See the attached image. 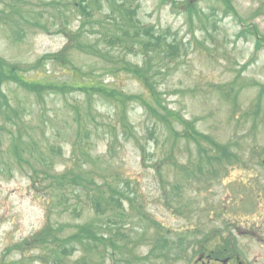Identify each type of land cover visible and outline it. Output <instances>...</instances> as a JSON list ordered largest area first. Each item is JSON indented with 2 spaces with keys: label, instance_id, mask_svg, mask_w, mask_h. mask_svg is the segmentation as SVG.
Segmentation results:
<instances>
[{
  "label": "rangeland",
  "instance_id": "rangeland-1",
  "mask_svg": "<svg viewBox=\"0 0 264 264\" xmlns=\"http://www.w3.org/2000/svg\"><path fill=\"white\" fill-rule=\"evenodd\" d=\"M51 1L0 0L1 57L24 67L65 46L67 37L61 32H77L81 20L71 5L80 0H67V10L52 6ZM99 1V16L103 18L108 8L104 0ZM184 1L129 0L130 7H139L140 22L157 35L141 38L152 54L143 55L133 48V54H125V59L143 68L154 94L181 120H194L201 133L218 142L231 146L237 143L235 152L247 165L226 169L222 180L214 179L210 168L201 176L197 172V177H186L178 166L189 165L196 170L195 145L178 139L174 149H170L173 137L161 125L153 131V115L139 105H131L126 115V124L133 125L137 136L119 132L110 142V127L118 124L119 118L114 107L95 95L88 100L80 91L63 97L50 92L26 94L16 89L10 103L20 107L21 118L8 122V127L21 136L17 137L18 142L25 143L24 169L7 157H0V263L19 261L21 255L11 248L39 231L46 224L47 214L51 223L63 225L66 231L93 219L83 194L59 196L51 192L49 177L33 173L25 162L33 159L38 166L49 162L52 158L49 150L54 147L56 162L50 170L63 173L71 166L74 147V162L93 170L96 180L114 178L115 185L122 188L123 177L132 179V189L127 192L136 196L137 205L149 220L133 210V218L122 222L117 232L114 225L108 226L103 221L102 234L105 237L116 234L117 242L123 245L122 255L116 260L107 257L104 264H140L136 258L148 254L150 244L162 237L164 229L170 230V235H165L169 242L184 238V230L188 229L187 241L199 239L204 251L215 248L224 234L223 238H232L242 264H264V49L254 52L251 38H239L238 19L225 15L221 4L214 0H193L198 15L192 13L189 20L177 5ZM232 6L247 26L255 25L264 36V0H235ZM22 15L24 22L18 20ZM82 32L81 41L87 44L93 43L97 48L117 46L110 44L109 31L99 32L106 36L104 39L88 27ZM157 38L164 48L155 54L153 39ZM118 54V50L113 51V55ZM69 61L107 84L129 93H141L140 85L131 76L111 74L108 67L103 72V66H109L107 61L75 50L70 52ZM34 71L36 76L29 73V80L41 81L42 76L48 75L63 82L70 77L68 71L53 63L42 64ZM258 99L261 102L256 112ZM172 127L182 129L177 123ZM115 133L116 127L112 129V134ZM8 134L2 135L0 153L8 144ZM84 138L87 142H82ZM108 143L114 151L107 155ZM1 161L12 165L7 169ZM156 165L160 172L156 171ZM33 180L37 181L35 186ZM37 253L34 250L23 255L30 257V264H43L36 259ZM95 259L102 261L98 256ZM187 260L183 257L176 264H190Z\"/></svg>",
  "mask_w": 264,
  "mask_h": 264
},
{
  "label": "trees",
  "instance_id": "trees-1",
  "mask_svg": "<svg viewBox=\"0 0 264 264\" xmlns=\"http://www.w3.org/2000/svg\"><path fill=\"white\" fill-rule=\"evenodd\" d=\"M67 0H53L51 5L54 7L62 6L65 10L68 9ZM107 4L108 13L105 12V16L100 18L101 14V2L99 0H80L77 3H72L74 12L77 13V17L80 18V26L77 32L62 31L67 37V43L63 48L54 54L43 56L33 66H21L13 64L5 60L0 56V146L4 143L1 138L4 133L8 134V144L4 145V149L0 153V157L11 159L20 169H24V149L22 142H18L17 137L20 135L14 134L13 128L8 127V122H12L13 119H20L21 115L18 110L20 107L13 106L10 103L9 96L15 94L16 89L24 91L26 94L42 95L46 92L50 94L62 95L68 94L74 91H80L88 100L91 95L98 97L100 101H104L108 105L114 107L117 118H119L118 124L110 127V142L112 137L116 138L118 133L128 135L129 137H136L133 125H129L127 122V114L129 107L133 104L140 105L143 110H147L148 114H152L154 120L152 124L153 131L159 125L164 126L165 129L172 131V123L176 122L184 127L182 134L190 141L195 142L193 136V126L188 122L181 120L180 116L175 112L169 110L164 106L162 99L157 98L151 85L148 84V79L145 76V71L142 67L134 66L133 63H129L125 59L126 52L131 53L137 48L144 54H152L150 50H146V43H143L141 38L157 35L152 28L146 29L143 24L137 18L138 7H130L129 0H104ZM213 1V0H212ZM224 7L225 14L232 13L234 18H237L242 31L238 36L252 38L254 40L255 52H258L264 48V37L260 35L256 28L250 27L243 28L245 24L238 14L233 10L232 3L234 0H214ZM182 9L186 10L189 16L193 10L195 15H198V9L191 0H186L180 4ZM97 9V10H96ZM70 10V11H71ZM13 14V13H12ZM62 14L59 11V15ZM14 15V14H13ZM22 19V17H19ZM108 26V28H105ZM88 27V29L94 31V34H99V38L106 37L99 32L109 31V37L112 39L110 44H116L117 46H105L97 48L95 45L86 44L82 40V30ZM63 30V29H62ZM98 32V33H97ZM101 35V36H100ZM154 50L156 52L161 51L164 46H161L160 38L153 39ZM97 42V41H96ZM95 42V43H96ZM173 47V45H170ZM76 50L87 55L97 57L100 61H106L109 66H103L102 71L108 67V72L111 74L123 73L126 76H131L135 79L142 88L141 93H129L120 88L112 86L104 82L102 78L98 79L92 72H83L82 70L74 67L69 61L70 52ZM119 51L117 56L113 55V51ZM116 58L114 61H111ZM53 63L60 66L63 70L68 71L70 76L66 81L57 82L50 76H42L41 81L29 80V72L34 71L43 63ZM32 76H36L35 74ZM75 109L70 106V110ZM90 110L88 107L87 111ZM75 112L77 113L76 109ZM122 116H121V115ZM14 126V124H13ZM116 127L117 133L112 134V129ZM18 132V131H16ZM135 134V136H134ZM175 136H180L175 132ZM82 142H87V138H84ZM109 142V143H110ZM108 143V144H109ZM137 143H139L137 141ZM106 150L107 155L111 154L114 150L112 144H109ZM222 154L227 153L226 148L223 147ZM60 154V148L57 149ZM52 158L51 160L44 161L41 165H37L33 159L25 161L31 167L33 173L42 174L43 177H49V186L51 192L59 193L67 196L78 192L83 194L87 204L90 205V211L93 214V219L81 224L75 225L68 231L65 230L63 225H55L51 223L49 215H46V224L36 233L26 240L16 244L12 247V250H16L21 255L19 261L13 264H30V257H26L24 252H32L37 250L36 259L43 264H104L107 257H112L115 260L122 255V247L117 240L116 234H113L112 238L105 237L102 234L103 221L108 222L115 227L124 219H128L130 216L129 211L126 208H122L123 201L128 204V207L132 210L133 205H137L136 196L130 197V193L127 190L132 189V179L122 178V188L115 185L114 178H105L100 181L96 180L95 172L91 169H84L82 164L75 163L73 156L75 154V148H72V156L70 159L71 166H67L63 173L51 172L52 166L55 165L54 147H50ZM140 152L143 153L141 149ZM32 154V152H31ZM33 155V154H32ZM236 159H239L235 155ZM145 158V156H144ZM73 160V162H72ZM2 166L9 169L12 165L8 162L1 161ZM156 171L158 165L155 166ZM45 175V176H44ZM32 178V177H31ZM32 185L37 184L36 180L31 181ZM167 194V192L165 191ZM110 230V228H109ZM80 255L75 260L68 261L70 257L75 254ZM97 256L102 261H98ZM137 259V258H136ZM148 259V258H146ZM0 264H9L7 262H1Z\"/></svg>",
  "mask_w": 264,
  "mask_h": 264
},
{
  "label": "water",
  "instance_id": "water-1",
  "mask_svg": "<svg viewBox=\"0 0 264 264\" xmlns=\"http://www.w3.org/2000/svg\"><path fill=\"white\" fill-rule=\"evenodd\" d=\"M263 163H264V160H263Z\"/></svg>",
  "mask_w": 264,
  "mask_h": 264
}]
</instances>
